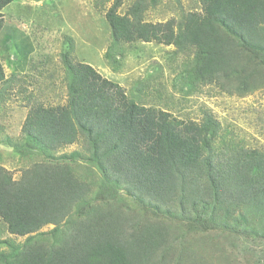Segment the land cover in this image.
I'll return each instance as SVG.
<instances>
[{"label":"trees","instance_id":"1","mask_svg":"<svg viewBox=\"0 0 264 264\" xmlns=\"http://www.w3.org/2000/svg\"><path fill=\"white\" fill-rule=\"evenodd\" d=\"M12 1L0 0V32L1 11ZM108 1L94 0V6L104 10ZM122 1L112 0L104 14L114 45L173 47L171 55L181 59L174 73L190 88L215 85L238 96L264 88V0H198L200 10L178 23L145 21L146 0L120 14ZM64 39L62 104L39 102L27 93L28 83L18 84L27 112L16 142L4 139L13 147H5L34 159L19 180L0 164V219L8 234L24 238L20 244L0 240V264L238 263L232 256L249 247L248 233L232 226L235 213L238 222L243 212L257 217L250 228L264 230V150L220 161L216 143L228 142L214 116L204 111L196 121L182 120L136 102L75 61L73 40ZM112 56L105 53L114 64ZM14 79L24 81L17 72L7 77L0 61V110ZM76 143L83 144L84 162L102 174L97 192L75 169L84 155L60 153ZM218 229L236 256L232 249L221 258L205 252ZM253 262L264 264V257Z\"/></svg>","mask_w":264,"mask_h":264},{"label":"rangeland","instance_id":"2","mask_svg":"<svg viewBox=\"0 0 264 264\" xmlns=\"http://www.w3.org/2000/svg\"><path fill=\"white\" fill-rule=\"evenodd\" d=\"M134 1L123 0L118 13L131 8ZM111 2L106 3L104 10H99L94 6V0H13L1 11L4 24L0 32V61L7 77L11 72H17L24 80L14 79V91L11 89L13 92L6 106L0 110V164L14 180H19L34 159L28 155H12L6 149L16 142L14 138L18 136L27 112L21 103L18 84H25V88L28 83L27 93L39 102L62 104L65 87L60 52L65 47L62 44L64 38L73 40L75 61L91 65L101 76L123 87L136 102L167 110L182 120L196 121L204 111L214 116L228 142L220 146L216 143L215 153L220 161L241 150H264V88L238 96L224 93L215 85L197 88L183 85L174 73L181 59L171 55L173 47L144 42L112 43L104 17ZM199 10L198 0H157L155 4L146 0L141 16L148 22L174 19L178 23L183 14ZM106 52L115 57L114 64L106 59ZM7 136L12 143L4 140ZM73 151L84 155L80 158L83 162L79 161L75 166L77 173L85 181L92 180V189L97 192V187L103 184L101 172L84 162L83 144L67 146L60 153ZM127 204L132 206L130 202ZM242 215L245 220L238 222L239 213L236 212L234 218L237 220L231 224L248 233L243 240L249 249L238 248L237 257L232 256V261L236 259L238 263L233 261L232 264H252L257 257H264V240L259 236L264 235V230L258 228L253 231L249 225L258 218L244 212ZM226 222L230 224V219ZM221 231H216L218 237L211 233L212 242L209 241L205 249L206 253L212 251L216 258L231 255V249L232 253L237 250L233 246H225L224 240L230 238H222ZM5 239H13L16 244L24 240L8 234L0 219V240ZM252 250L256 251L255 255Z\"/></svg>","mask_w":264,"mask_h":264}]
</instances>
